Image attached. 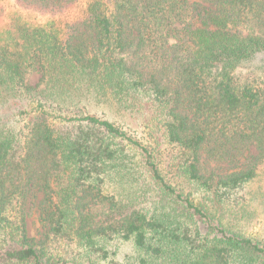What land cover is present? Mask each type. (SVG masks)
Instances as JSON below:
<instances>
[{
	"label": "trees",
	"instance_id": "1",
	"mask_svg": "<svg viewBox=\"0 0 264 264\" xmlns=\"http://www.w3.org/2000/svg\"><path fill=\"white\" fill-rule=\"evenodd\" d=\"M79 1L14 0L0 28V264H264L241 224L264 174V0H88L61 20ZM105 108L145 113L152 141Z\"/></svg>",
	"mask_w": 264,
	"mask_h": 264
},
{
	"label": "rangeland",
	"instance_id": "2",
	"mask_svg": "<svg viewBox=\"0 0 264 264\" xmlns=\"http://www.w3.org/2000/svg\"><path fill=\"white\" fill-rule=\"evenodd\" d=\"M88 0H80L76 6L68 9L66 12L60 15L61 20H66L65 18H74L77 16L81 9L84 8ZM0 5L3 8V15L0 16V28L10 22L12 16L16 13L14 0H1ZM24 13V12H23ZM36 18L38 21L45 23L48 16H36L34 14L29 15L26 18L32 19ZM59 19V20H60ZM264 57V54L259 55ZM264 62V61H263ZM39 80V74L34 69H29L25 74V82L27 85L34 86ZM105 111V112H104ZM104 112V113H103ZM98 115L119 124L125 131L133 135L141 142L147 144L152 141V137L148 133V128L146 127L147 118L145 113L133 114V115H119L111 110L105 108L104 110H98ZM264 192V174L261 173L254 181L246 185L244 188V193L246 195V210L248 211L250 218L246 222L243 221L244 227L243 231L246 235L251 238L264 241V203H262L261 193ZM224 222H230L229 218H224ZM42 227L39 222L38 214L33 213L27 219V234L30 237H34L36 240L40 238ZM117 250L118 261L122 262L128 257L131 250L130 245L127 243H119Z\"/></svg>",
	"mask_w": 264,
	"mask_h": 264
}]
</instances>
